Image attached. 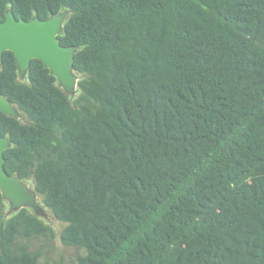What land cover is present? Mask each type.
<instances>
[{
	"label": "trees",
	"instance_id": "1",
	"mask_svg": "<svg viewBox=\"0 0 264 264\" xmlns=\"http://www.w3.org/2000/svg\"><path fill=\"white\" fill-rule=\"evenodd\" d=\"M66 13L72 101L5 51L4 170L32 181L76 264H264V0H0V22ZM54 232L0 193V264H46Z\"/></svg>",
	"mask_w": 264,
	"mask_h": 264
},
{
	"label": "water",
	"instance_id": "2",
	"mask_svg": "<svg viewBox=\"0 0 264 264\" xmlns=\"http://www.w3.org/2000/svg\"><path fill=\"white\" fill-rule=\"evenodd\" d=\"M66 13L52 16L46 20L33 18L29 21L16 20L7 10L5 19L0 22V66L2 54L9 51L23 76L31 60H39L67 95L77 88V80L73 70L74 47L60 45L57 35L60 33ZM0 112L6 116L22 119L16 108L0 95ZM10 142L0 136V193L14 210L34 206V196L24 182L4 170V151ZM35 193V191H34ZM36 194V193H35Z\"/></svg>",
	"mask_w": 264,
	"mask_h": 264
},
{
	"label": "rangeland",
	"instance_id": "3",
	"mask_svg": "<svg viewBox=\"0 0 264 264\" xmlns=\"http://www.w3.org/2000/svg\"><path fill=\"white\" fill-rule=\"evenodd\" d=\"M21 80L25 77L19 74ZM77 80V78H76ZM71 97L73 101L78 96L77 88L72 93L67 94ZM27 189L34 196V206H27L26 208L29 212L35 214L39 219H41L46 225L51 227L54 232V237L52 240L49 239H30L25 241L28 245L29 250L33 253H37L40 257V261L46 264H76V256L80 254L81 251L63 246L60 242L59 234L64 225L57 221L49 209L43 206L41 198L34 193L32 181L24 182ZM6 202V211L7 213H13L17 210H14L10 203Z\"/></svg>",
	"mask_w": 264,
	"mask_h": 264
}]
</instances>
